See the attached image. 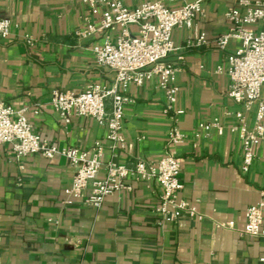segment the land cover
Segmentation results:
<instances>
[{
	"label": "crops",
	"instance_id": "crops-1",
	"mask_svg": "<svg viewBox=\"0 0 264 264\" xmlns=\"http://www.w3.org/2000/svg\"><path fill=\"white\" fill-rule=\"evenodd\" d=\"M123 1L134 7L151 0ZM238 1L208 0L192 28L175 29L180 49L169 58L179 87L174 108L166 110L156 77L132 83L122 130L126 146L112 148L105 124L92 117L64 123L51 96L89 83L110 86L115 72L98 66L94 47L107 36L114 40L119 30L77 35L86 21L98 19L83 0H0V17L12 22L10 36L0 37V100L28 116L33 130L58 147L91 149L102 142V174L108 162L134 167L139 159L158 162L175 150L182 163L181 197L197 209L168 220L156 210L158 183L131 175L130 189L108 196L100 207L87 205L69 190L72 168L65 156L17 159L5 145L0 264H264V209L263 232L243 231L246 209L264 199V141L253 146L245 169L244 142L234 129L241 116L254 129L258 105L236 102L226 72L218 70L239 46L236 39L224 49L217 44L229 30L225 12ZM201 33L206 43L196 45ZM260 93L264 100V85ZM106 108L111 110L110 100ZM174 128L182 138L178 143L171 139Z\"/></svg>",
	"mask_w": 264,
	"mask_h": 264
},
{
	"label": "built area",
	"instance_id": "built-area-1",
	"mask_svg": "<svg viewBox=\"0 0 264 264\" xmlns=\"http://www.w3.org/2000/svg\"><path fill=\"white\" fill-rule=\"evenodd\" d=\"M208 0H151L128 7L123 0H83L97 21H86L77 35L106 33L118 29L117 37H106L102 45L94 47L99 67L115 72L110 86L89 83L83 90L57 89L51 103L60 119L68 124L74 117H92L108 127L107 139L112 148H125L122 136L125 108L133 102L128 95L132 83L142 85L156 77L158 86L167 96L166 110L174 108L179 87L176 83L177 70L170 55L180 47L174 41V31L180 27L192 28L195 20L204 14ZM229 30L217 39L219 48H226L230 39L239 42L237 50L228 54L224 66L229 79V95L236 102L247 106L257 103L254 129L246 127L241 116L240 130L244 142L245 165L251 164L253 146L264 141V100L261 87L264 85V0H239L225 12ZM261 23L259 31L254 25ZM12 22L9 17H0V37L8 38ZM135 27L133 31L132 28ZM206 43L204 34L197 36L196 45ZM187 45H195L188 40ZM111 110L107 111V101ZM37 112V111H36ZM181 113V110H175ZM171 139L181 141L177 129ZM10 146L17 159L41 154L47 159L65 156L72 168L69 190L84 204L100 207L105 199L124 188L128 176L155 180L160 188V203L157 212L168 220L178 217L182 211L197 213L196 206L181 197L184 183L180 179L182 163L175 150H170L158 161L139 159L134 167L124 162H108L106 173H101L103 143L97 141L91 149L77 146L58 147L43 138L32 128V122L23 112H18L4 100H0V150ZM264 199L246 209L244 233L260 235L263 223ZM264 262V256L260 257Z\"/></svg>",
	"mask_w": 264,
	"mask_h": 264
}]
</instances>
